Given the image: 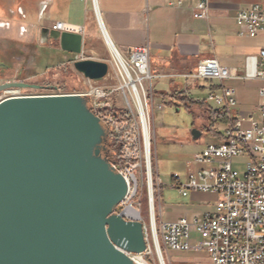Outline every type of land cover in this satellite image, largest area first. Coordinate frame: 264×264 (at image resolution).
I'll list each match as a JSON object with an SVG mask.
<instances>
[{"label": "water", "instance_id": "95a60500", "mask_svg": "<svg viewBox=\"0 0 264 264\" xmlns=\"http://www.w3.org/2000/svg\"><path fill=\"white\" fill-rule=\"evenodd\" d=\"M101 28L115 48L102 23ZM43 33L62 50L82 53V34L47 28ZM73 65L94 82L109 70L94 59ZM10 88L43 86L0 85V91ZM108 137L85 94L0 102V264H139L125 251L143 253L148 243L140 221L116 212L128 183L103 155Z\"/></svg>", "mask_w": 264, "mask_h": 264}, {"label": "built area", "instance_id": "2783aa9c", "mask_svg": "<svg viewBox=\"0 0 264 264\" xmlns=\"http://www.w3.org/2000/svg\"><path fill=\"white\" fill-rule=\"evenodd\" d=\"M92 1L95 3V0ZM193 16L207 19L209 1L200 0L194 7ZM236 22L241 35L255 37L264 32V3L241 9ZM52 28L73 33L84 30L82 26L61 21L54 23ZM125 58L127 61H120L119 64L123 79L120 86H91L88 92L81 94L87 95L92 111L100 117L118 145L112 163L126 179L128 191L116 212L126 220L144 221L148 248L143 253L125 251L127 255L139 264H151L147 257L153 252L150 244L152 237L161 264H165L161 244L176 251L204 249L212 264H264V87L260 90L258 105L260 120L252 116L237 118L227 128L222 142L209 144L194 155L195 163L200 165L198 168L191 170L184 180L175 176L183 196L190 191L218 195L216 211L204 213L194 221L184 217L176 222H157L155 187L160 193L162 183L158 178L154 180L151 163L155 75L150 68V47L137 46ZM261 65L264 66V49L259 57L248 58L244 78L264 76V69L258 70ZM191 76L220 82V93H210L207 100L223 106L227 111L237 104L234 91L224 84L228 79L241 78L235 68L223 66L217 59L210 58L202 60ZM22 90H5L0 102L16 96L64 94L59 89L43 93ZM116 95L120 96L119 102ZM245 122L248 126L244 125ZM243 154H247L250 161L241 177L233 166V159ZM145 183L150 231L142 214L141 194ZM193 232L200 235L194 244L191 242Z\"/></svg>", "mask_w": 264, "mask_h": 264}, {"label": "crops", "instance_id": "0c3cea01", "mask_svg": "<svg viewBox=\"0 0 264 264\" xmlns=\"http://www.w3.org/2000/svg\"><path fill=\"white\" fill-rule=\"evenodd\" d=\"M95 1L96 3L92 0H32V14L36 16L35 21L29 23L33 25L34 32V61H39L40 64L50 58L57 61L53 64L54 67H68L72 65V61L86 58L83 55L88 43H101L105 48L109 47V41L107 42L101 28L102 23L112 44L124 58L135 47L149 45L150 68L155 75L154 92L161 99L157 107L161 105L160 109H165L168 104L197 112L202 118L199 129H205L214 138V142L210 144L222 142L227 128L237 118L252 116L260 120L258 105L260 90L264 87V76L244 77L248 58L259 57L264 49V32L255 37L241 35L236 16L241 9L249 8L255 3H264V0H208L207 19H196L193 16L194 7L200 0ZM1 3L0 0V5ZM58 21L84 28L80 33L83 35L80 55L62 50L58 41L50 36L44 37V28L51 33L54 30L52 26ZM23 25L27 30V24ZM14 28L19 30L16 25L5 36L8 45L17 33L12 32ZM4 46L1 45L0 48L4 49ZM210 58L217 59L223 66L235 68L241 77L224 82L234 91L237 100L230 111L207 100L210 93H220L221 84L218 80L191 76L202 60ZM261 69H264L263 65L258 70ZM183 98L187 99L186 102L191 100L195 104L189 108ZM211 108L226 112L227 120L221 121L222 116L217 114L212 115L209 122L208 109ZM219 124L224 126L222 130L217 127ZM244 125L248 126V122ZM207 145L202 146L197 153ZM199 166L192 158L188 162L187 173ZM217 201L218 195L214 193L190 191L183 196L178 186L165 190L161 184L158 220L176 222L186 217L194 221L204 213L216 211ZM198 239L200 235L193 232L192 244ZM164 254L167 264H212L204 249L176 251L164 247Z\"/></svg>", "mask_w": 264, "mask_h": 264}, {"label": "rangeland", "instance_id": "374dc122", "mask_svg": "<svg viewBox=\"0 0 264 264\" xmlns=\"http://www.w3.org/2000/svg\"><path fill=\"white\" fill-rule=\"evenodd\" d=\"M1 1L7 4L9 10V12L5 14H2L0 10V47L1 45H5L3 54L5 56L4 59H6L5 62L8 65V67L3 69V72L0 75L2 78L1 82H26L43 86V88L40 89L20 88L23 89L22 92L43 93L59 89L60 92L66 94L85 93L91 89V86L110 88L111 86L118 87L123 83L122 75L119 70V63L115 61L109 47L106 46L105 48L101 43H88V47L83 55L86 58H82L94 60L101 59L98 61L108 63L109 70L106 75L107 78L100 82H94L85 78L74 68V61H72V67H54L53 64L57 61H54V59L51 60L50 58L41 61L40 64L39 61H34V32L33 25L29 23V21L32 22L36 16H33L32 14V0ZM23 24H27V30L22 27L24 26ZM16 25L19 26L20 31H17L15 28L13 31L11 30L12 32L15 31L17 33L10 39V44L8 45L5 36L9 35L8 32L10 29H13ZM12 89L19 88H10L9 90ZM5 93L6 91L4 90L0 97L5 96ZM154 95L155 111L151 115L153 119V140L151 149L152 173L154 180L158 178L162 183V187L167 190L172 186H177L175 176H180V178L184 180L188 174V162L194 158V155L200 151L202 146L214 142V138L210 136L205 129H199L198 125L202 121V118L197 112L186 110L184 107L170 105H167L165 109H160L157 107L161 100L160 96L158 93L155 94V92ZM128 96L132 100V96L129 94ZM115 97L118 100L117 102H119L120 96L116 95ZM217 127L220 130L224 128L221 124ZM194 130H197L200 133V136L197 137V139L194 138ZM109 136L114 144V149L116 150L118 145L115 143L110 133ZM198 141H200V145H198ZM249 161L250 158L247 154L236 156L233 159V166L239 172L241 177L246 172L247 163ZM146 186L145 183L141 194L142 214L145 218V224L150 231L151 217L147 202L148 192ZM157 189L158 188L155 187V209L158 222L160 210L158 203L160 193L156 192ZM150 244L153 252L147 257V260L151 264H161L159 252L156 245L153 243L152 237H150ZM161 251L164 256L165 264H167L164 254V246L162 244Z\"/></svg>", "mask_w": 264, "mask_h": 264}, {"label": "flooded vegetation", "instance_id": "af4514ba", "mask_svg": "<svg viewBox=\"0 0 264 264\" xmlns=\"http://www.w3.org/2000/svg\"><path fill=\"white\" fill-rule=\"evenodd\" d=\"M0 10H1V13L2 14H5V13H8L9 10H8V6L6 3H1L0 5ZM17 10L19 12V9H18V6H17ZM3 49L0 48V75L1 73L3 72V69H5L6 67H8V65L6 64V59H4V54H3ZM1 77H0V85L3 84V82H1ZM6 83V82H5ZM4 92L3 91H0V95ZM116 153V150L114 149V144L112 143V140L110 138V136L108 137V142H107V145L105 146V149L103 150V155L106 156L110 162L113 161V158H114V155Z\"/></svg>", "mask_w": 264, "mask_h": 264}, {"label": "trees", "instance_id": "16d2710c", "mask_svg": "<svg viewBox=\"0 0 264 264\" xmlns=\"http://www.w3.org/2000/svg\"><path fill=\"white\" fill-rule=\"evenodd\" d=\"M185 103H186V105L190 108V107H192V105L193 104H195L194 102H192L191 100H188L187 102H186V98H183L182 99ZM209 111V122H210V117L212 116V115H220V116H222V119H221V121H226L227 120V114H226V112H223L221 109H213V108H211V109H208Z\"/></svg>", "mask_w": 264, "mask_h": 264}, {"label": "bare ground", "instance_id": "6f19581e", "mask_svg": "<svg viewBox=\"0 0 264 264\" xmlns=\"http://www.w3.org/2000/svg\"><path fill=\"white\" fill-rule=\"evenodd\" d=\"M95 3H96V1H95ZM97 5V4H96ZM96 9H97V11H98V7H96ZM109 43V42H108ZM109 45V48H110V50H111V52H112V54H113V56H114V58H115V61L117 62V63H119L120 64V61H122V62H126L127 60H126V58H124L120 53H119V51L117 50L116 51V49L115 48H113V46L111 45V43H109L108 44ZM17 97V96H16ZM168 105V104H167ZM142 224H143V226H144V221H140Z\"/></svg>", "mask_w": 264, "mask_h": 264}]
</instances>
